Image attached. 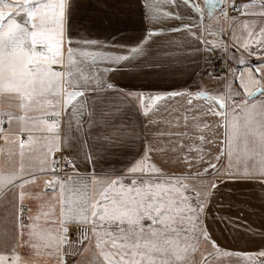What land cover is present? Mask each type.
Here are the masks:
<instances>
[{"label":"snow or ice","instance_id":"obj_1","mask_svg":"<svg viewBox=\"0 0 264 264\" xmlns=\"http://www.w3.org/2000/svg\"><path fill=\"white\" fill-rule=\"evenodd\" d=\"M163 4L177 11L161 12ZM71 8V0H0V204L15 225L12 253H0V264H26L15 249L21 243L38 249L37 240L55 244L48 255H55L56 264H66L65 256L92 248L103 264H217L218 257L233 255L246 264H264V250L221 249L204 222L210 198L221 184L235 180L264 184V0L240 4L236 0H153L147 6L151 22L180 21L167 31L184 33L209 56L220 49L229 63L222 91L177 89L147 97L121 93L124 100H135L137 112L144 117L153 108L159 111V101L185 98L200 133L211 127L201 126V116L219 118L224 147L215 159L223 156L228 163L217 167L209 161L202 172L180 175L166 174L153 162L151 153L165 149L152 144H146L142 155L119 175H97L94 170L81 174L77 161L64 154L72 147L69 133L84 131L85 114L89 123L93 121L90 94L116 88L96 74L99 64L118 65L133 58L131 53L146 54L141 46L165 31L147 32L129 54L103 53L91 47L96 41L76 39ZM213 17L219 28L206 22ZM186 19L190 22L184 23ZM226 30L230 42L223 39ZM236 53L240 67L233 68ZM247 57H256L259 63L253 66ZM111 70L115 69H106ZM187 120L185 115V127ZM196 138L201 146H189V152H197L203 161L202 146L213 141L204 134ZM85 159L92 160V155ZM182 159L192 166L188 156ZM32 184L38 191L25 190ZM25 198L39 204L27 224ZM25 230L28 239L22 240Z\"/></svg>","mask_w":264,"mask_h":264},{"label":"crops","instance_id":"obj_2","mask_svg":"<svg viewBox=\"0 0 264 264\" xmlns=\"http://www.w3.org/2000/svg\"><path fill=\"white\" fill-rule=\"evenodd\" d=\"M152 2L153 0H71L72 19L77 24L74 29L76 39L96 41L91 47L103 53L129 54L130 50L145 38L147 32L165 30L163 34L149 38L148 42L141 46L142 49H147L146 54L131 53L133 58L118 65L99 64V72L96 74L102 75L116 88L98 90L90 94L92 123L88 122V115L85 114L84 131L76 132L73 129L69 133L72 137V147L66 149L64 154L77 161L81 174L87 175L94 170L97 175H119L142 155L146 144L165 149L163 153L153 152L151 156L153 162L169 175L202 172L208 167L209 161L216 163L217 167L228 163L223 156L219 161L215 159L224 147L221 143L224 129L218 127L219 118L211 115L201 116V126L207 123L211 127L200 133L196 130L193 112L187 111L183 97L159 101V111L153 108L149 116L144 117L137 112L134 99L129 102L121 95L122 92H131L134 97L141 93L147 97L177 89L216 92L225 87L224 78L227 72L223 75L207 74L213 73L215 55L205 54L203 46L184 33L172 34L167 31L177 26L180 21L161 19L154 23L148 19L147 6ZM169 9L167 4L161 5V12ZM170 10L177 11L175 8ZM180 11L187 15L184 9ZM189 22L187 19L184 21ZM170 41L175 43H169ZM180 42H183L182 47L178 46ZM197 47L201 48V52L195 51ZM238 59L239 53H236L235 59L232 60L233 68L240 67ZM247 59L253 66L259 63L256 57ZM109 67L115 70L106 71ZM215 76H220L221 79L216 80ZM233 86L235 87V84ZM198 103L205 106L203 102ZM185 115L188 117L187 127ZM178 132H187V135H176ZM200 134L213 141L202 146L203 161L199 159L197 152H189V146H201V142L196 138ZM89 153L92 155L90 161L85 159ZM184 156L192 160L190 168L183 163ZM207 176L209 179L213 178L211 172ZM25 190L38 191V187L35 184L26 185ZM4 207V204H0V234L5 233L7 236L2 239L0 253L10 255L15 243V225L12 216L4 212ZM24 207L27 218L30 214L36 215L39 204L34 198H25ZM5 215L9 216V227L2 222ZM204 222L212 239L225 251L254 253L264 250V184L249 180L227 181L221 184L210 198ZM24 223L27 224L28 219ZM43 224L44 221L41 220V227ZM51 234L54 236L55 232L51 231ZM21 239H28L27 230ZM36 243L39 244L38 249L21 243L15 251L26 264H56L55 255H48L53 251L55 244L49 246L45 240H37ZM239 258L243 261L240 264H246L242 257Z\"/></svg>","mask_w":264,"mask_h":264},{"label":"rangeland","instance_id":"obj_3","mask_svg":"<svg viewBox=\"0 0 264 264\" xmlns=\"http://www.w3.org/2000/svg\"><path fill=\"white\" fill-rule=\"evenodd\" d=\"M236 2H237V4H240L243 2H247V0H236ZM209 23L211 24V26L213 28H219V24L217 23V17H213L209 21ZM227 32H228V30H226V34L223 37V39L229 40V42H230V36H229V34H227ZM222 56H223L222 51L220 49H217L216 54H215V58L213 59V66L217 64V60L223 59ZM227 68H228V66H227ZM227 68L222 71V73H221L222 75L226 73ZM7 217H9V216L5 215V219H3L2 222L3 223L5 222V224L7 225L6 227H9L8 226L9 225V219ZM5 236H7V234H5V233L0 234V242H1L0 244L3 243L2 239L5 238ZM234 259H236L237 261H235ZM64 260L66 261V264H81V262H83V264H103L102 258L98 257L96 250L94 248L89 249L88 251L78 252L76 255H67L64 257ZM224 262H229L231 264H234L236 262H237V264H240L241 262L243 263V261L237 256L236 257L230 256V257H218L217 258V264H221V263L224 264Z\"/></svg>","mask_w":264,"mask_h":264},{"label":"built area","instance_id":"obj_4","mask_svg":"<svg viewBox=\"0 0 264 264\" xmlns=\"http://www.w3.org/2000/svg\"><path fill=\"white\" fill-rule=\"evenodd\" d=\"M230 15H233V16H236V15H238L237 13H230ZM227 66H228V62L224 59H219V60H217V64L216 65H214V68H213V73L214 74H216V75H220L221 73H222V71L224 70V69H226L227 68ZM0 144H2V142H0ZM67 171H71V169H66ZM26 209H25V207H24V213H23V215H24V217H25V219H24V222L26 221ZM71 231H75V229H72ZM71 239L73 240V241H75V239H76V236L75 235H72L71 236Z\"/></svg>","mask_w":264,"mask_h":264}]
</instances>
